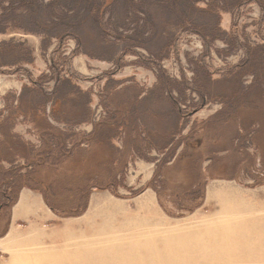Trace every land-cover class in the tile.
Returning <instances> with one entry per match:
<instances>
[{"label": "rangeland", "instance_id": "rangeland-1", "mask_svg": "<svg viewBox=\"0 0 264 264\" xmlns=\"http://www.w3.org/2000/svg\"><path fill=\"white\" fill-rule=\"evenodd\" d=\"M6 28L18 39L0 42V237L24 187L13 167L65 212L35 242L1 247L0 264H91L58 223L106 186L135 196L138 158L155 160L168 224L153 245L115 242L93 264H264V0H0ZM71 55L88 76L69 74ZM219 185L244 204L207 203Z\"/></svg>", "mask_w": 264, "mask_h": 264}, {"label": "crops", "instance_id": "crops-1", "mask_svg": "<svg viewBox=\"0 0 264 264\" xmlns=\"http://www.w3.org/2000/svg\"><path fill=\"white\" fill-rule=\"evenodd\" d=\"M15 32L17 31L6 28L5 31L0 32V42L18 39ZM72 68L78 75H81L80 77L88 76L84 69L79 71L75 67L73 60ZM1 83L4 86L5 82L2 79ZM61 110L62 107L50 105L46 112L60 114ZM86 121L89 119L82 121V124ZM86 125L94 126L92 122H87ZM154 161L138 158L129 163L131 168H128L127 179L134 177L135 182L127 183V185L130 187L138 186V182H140V188L144 189L139 194L131 197H118L110 189L95 190L90 195L87 210L83 215L61 218L59 221L61 238L67 239L69 243L76 240L78 249L82 246L83 250L87 248L90 251L92 256L87 257V262L90 263L91 261L93 264L94 253L101 250V247L112 248L115 242L127 244L134 241V245H136L150 240L151 245H153L157 234L162 231L164 225L168 224L157 191L148 186L154 172ZM222 187V185L209 186L207 193L209 202L207 203L212 204L213 198L225 196L226 198H236L239 204L240 202L242 205L244 204L245 199L242 198L244 196L241 190L234 188L227 192L229 190H222ZM118 191L123 194L121 190ZM233 200L235 201V199ZM261 210L264 211V209ZM53 216L57 215L46 204L41 191L28 187L22 188L17 201L12 206L8 230L3 237H0V239L6 238L3 241L0 240V248L2 247L7 251V247L9 249L21 248L14 245V242L21 239V236H31V241L35 242L41 234L45 233V226L53 221L57 223V218ZM130 238H135V240H129ZM66 245L67 247H62L64 250L71 248L70 244L67 243ZM41 247L45 248V245H41ZM127 247L129 249L134 248H130L128 245ZM140 255H136V257Z\"/></svg>", "mask_w": 264, "mask_h": 264}, {"label": "trees", "instance_id": "trees-1", "mask_svg": "<svg viewBox=\"0 0 264 264\" xmlns=\"http://www.w3.org/2000/svg\"><path fill=\"white\" fill-rule=\"evenodd\" d=\"M70 59H69V64H70V68H69V74L72 76V77H74V78H76V77H80L81 75H78L74 70H73V68H72V60H73V57H72V55L69 57ZM52 71L54 72V73H60L61 71H60V69H59V67L57 66V65H55V64H53V66H52ZM71 73H73V74H71ZM6 173H9V179H10V183H11V185H15L17 182L18 183H24V187H28V188H31V189H36V190H38L37 188H34V187H30V186H28V183H27V178H28V176H27V173H21L20 171H17V168H11V169H8V170H6L5 171ZM153 183V182H152ZM152 183H149L148 184V186H150V187H153V184ZM24 187H22V188H24ZM21 188V189H22ZM154 188V187H153ZM21 189L17 192V195H16V197L14 198V200L9 204V208H8V218H9V221H10V212H11V209H12V206L15 204V202L17 201V199H18V196H19V193H20V191H21ZM104 189H110V186H106ZM155 189V188H154ZM111 190V189H110ZM117 191H118V189H116ZM143 190V188H140L139 189V191L137 192V194H139L141 191ZM156 190V189H155ZM40 191V190H39ZM115 195H117V196H120V194L117 192V194L113 191V190H111ZM42 192V191H41ZM83 192V190L81 191V193ZM42 194H43V197H44V199H45V202H46V204L51 208V210L55 213V214H57L56 212H61V213H63V212H65V210H61V211H59L58 209H56L54 206H51V205H49L48 204V198H47V194L46 193H43L42 192ZM119 194V195H118ZM136 194V195H137ZM157 194H158V192H157ZM158 199H159V197H158ZM88 202V201H87ZM160 202V201H159ZM89 204V203H88ZM88 204L86 203L85 204V207L83 208L84 210L83 211H85L86 209H87V207H88ZM161 204V203H160ZM162 205V204H161ZM163 209L164 208H166L165 207V205L163 204ZM5 207H7V205H6V203L5 204H3L1 207H0V212H2L3 211V209L5 208ZM82 210V209H81ZM56 211V212H55ZM82 211V212H83ZM59 214V213H58ZM57 214V215H58ZM79 214H81V212L79 213ZM65 216H67V215H65ZM8 227H9V225H8Z\"/></svg>", "mask_w": 264, "mask_h": 264}, {"label": "bare ground", "instance_id": "bare-ground-1", "mask_svg": "<svg viewBox=\"0 0 264 264\" xmlns=\"http://www.w3.org/2000/svg\"><path fill=\"white\" fill-rule=\"evenodd\" d=\"M237 200L235 199V201L234 202H236ZM232 211H234L233 209H232ZM172 255L174 254V252L173 253H171ZM181 254V253H180ZM150 256H153L154 258H155V260L154 261H156V263L154 262V264H168V262L170 261V259H169V261L167 262L166 261V259L162 256V255H159V256H157V255H154V254H149ZM172 255H170V256H172ZM178 255V254H177ZM183 255L184 254H182V257H183ZM169 256V257H170ZM187 256V255H186ZM173 257H174V255H173ZM176 258V257H175ZM175 258H174V261H175V263L174 264H179V260H175ZM188 258V257H187ZM168 259V258H167ZM171 262H172V260H171ZM148 264H152V263H148ZM169 264H171V263H169ZM181 264V263H180ZM185 264V263H184Z\"/></svg>", "mask_w": 264, "mask_h": 264}]
</instances>
